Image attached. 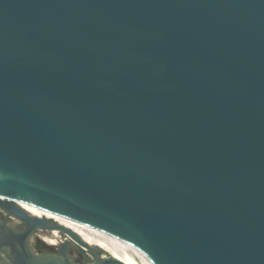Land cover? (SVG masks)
I'll return each instance as SVG.
<instances>
[{
  "label": "water",
  "instance_id": "95a60500",
  "mask_svg": "<svg viewBox=\"0 0 264 264\" xmlns=\"http://www.w3.org/2000/svg\"><path fill=\"white\" fill-rule=\"evenodd\" d=\"M2 193L140 264H264V0H0V207L25 225L0 264H126Z\"/></svg>",
  "mask_w": 264,
  "mask_h": 264
},
{
  "label": "bare ground",
  "instance_id": "6f19581e",
  "mask_svg": "<svg viewBox=\"0 0 264 264\" xmlns=\"http://www.w3.org/2000/svg\"><path fill=\"white\" fill-rule=\"evenodd\" d=\"M2 196L15 201L19 206H21L24 210L29 212L32 215L38 217H47L51 218L57 223L71 228L73 231L78 233L80 237L89 243L92 246H99L103 249V253L110 254L126 264H140L130 253L126 250L118 246L117 244L75 224L64 218H62L56 211L24 201L22 199L16 198L14 196H10L8 194L2 193Z\"/></svg>",
  "mask_w": 264,
  "mask_h": 264
},
{
  "label": "flooded vegetation",
  "instance_id": "af4514ba",
  "mask_svg": "<svg viewBox=\"0 0 264 264\" xmlns=\"http://www.w3.org/2000/svg\"><path fill=\"white\" fill-rule=\"evenodd\" d=\"M0 222L15 228L16 230L22 231L25 227L24 223L17 219L14 215L8 213L4 209L0 207ZM16 222V223H15ZM15 223V224H14ZM37 231H40L39 229H36L32 232V234L29 237V242L33 248L34 251L40 252V253H60L61 247L63 245V242L66 240V238L59 239L58 243H49L47 239L40 234L37 233ZM42 231V230H41ZM50 235L51 233L47 231ZM35 234L36 235V241L37 245L36 247L31 242V236ZM69 244L67 247V254L69 257L74 259L77 262H86L91 256L89 254H85L81 252L76 243L69 239ZM11 255V251L9 248H6V252L0 251V262L2 261H8V256Z\"/></svg>",
  "mask_w": 264,
  "mask_h": 264
}]
</instances>
